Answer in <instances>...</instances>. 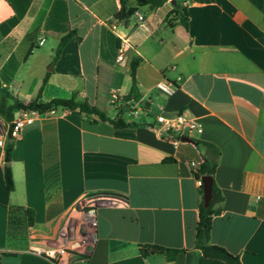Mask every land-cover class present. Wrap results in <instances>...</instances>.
<instances>
[{"label": "crops", "instance_id": "obj_1", "mask_svg": "<svg viewBox=\"0 0 264 264\" xmlns=\"http://www.w3.org/2000/svg\"><path fill=\"white\" fill-rule=\"evenodd\" d=\"M130 4L131 15L118 23L112 18L119 0H0V102L75 95L109 118L134 123L115 127L58 107L21 129L8 162L13 190L3 178L4 148L0 153V264H55L34 248L48 247L71 225L72 206L92 194L117 200L96 205L89 254H72L66 264H196L202 195L189 162L199 164L203 149L194 139L220 150L214 181L223 202L210 242L242 264H264V0H165L154 9ZM174 7L186 27L179 18L166 20ZM71 30L55 57L59 39ZM118 35L131 45L122 60ZM136 58L141 97L134 115L124 97ZM160 81L173 84L174 93L157 89ZM112 91L120 97L114 104ZM177 114L200 122L201 131L179 136L156 121ZM10 208H20L13 213L19 219H9ZM26 208L33 211L32 226ZM141 244L183 251L171 261L163 254L142 257Z\"/></svg>", "mask_w": 264, "mask_h": 264}, {"label": "trees", "instance_id": "obj_2", "mask_svg": "<svg viewBox=\"0 0 264 264\" xmlns=\"http://www.w3.org/2000/svg\"><path fill=\"white\" fill-rule=\"evenodd\" d=\"M165 0H136L137 6L147 5L150 9L157 8L162 5ZM120 9L113 16V20L122 23L127 21L128 17L132 13V6L130 0H119ZM182 22V24L187 26V18L181 15L178 7H174L167 15L166 20L176 19ZM74 31H69L66 35L61 37L57 44V50L55 57H57L67 41L73 36ZM139 58L134 59L130 63L129 77H130V89L128 94L124 97L127 101H139L140 94L137 87V82L135 78V69L138 65ZM46 77L43 79L45 82ZM6 96L0 102V112L5 116L7 120L13 118V108L17 109H36L39 112H44L48 110H54L58 107L73 110L77 109L85 114H94L98 116L101 120L108 121L115 127H125L132 126L134 123H126L123 120L117 118H109L104 112L100 111L96 107L88 104L85 100L76 98L72 95L70 98H53L46 102L39 101V94L37 96L23 104L15 101L12 105L7 106L5 104ZM6 142L3 152V157L5 162H10V155L13 148V142ZM194 143L197 147L202 148V160L199 162L197 171L193 174L195 179H201L203 176L210 175L212 177V195L207 205H204L203 201V189L202 186L199 187L200 194L202 195V201L198 209V221L195 226V242L194 247L199 250V256L196 259V264H242L239 257L235 254L230 253L223 246L213 244L210 242V230L212 219L215 215L222 211L223 195L214 181V173L218 165V160L220 156V150L217 146L210 142L203 140L194 139ZM3 178L5 186L8 190H13L14 184L12 179V173L9 165H4ZM20 210V208H10L9 219H19L14 216L15 211ZM24 216L27 226H32L34 223L33 211L30 208L24 210ZM183 251L180 248H168L157 244H141L139 245V253L142 257H147L153 254H163L168 261L173 260L176 255Z\"/></svg>", "mask_w": 264, "mask_h": 264}, {"label": "built area", "instance_id": "obj_3", "mask_svg": "<svg viewBox=\"0 0 264 264\" xmlns=\"http://www.w3.org/2000/svg\"><path fill=\"white\" fill-rule=\"evenodd\" d=\"M137 20L142 21L143 15L137 14ZM112 30L117 28L115 23L110 25ZM43 39H39L38 44H42ZM131 45L126 36H117V60H122L124 53L130 49ZM156 88L162 92L171 95L175 91V86L171 83L160 81ZM120 99L116 91H112L109 95V102L114 104ZM133 114L136 115L140 109V103L133 101ZM54 110L39 112L36 109H17L15 117L11 120L5 119L0 114V153H2L5 142L8 138L15 139L19 136L21 129L31 124L36 117L52 113ZM156 121L163 130H171L178 132L179 136L184 132L197 131L200 132L202 125L193 118H185L181 114L173 117H165L158 115ZM189 165L193 174L197 171L198 164L190 161ZM198 187L202 186L201 179H196ZM117 198L108 194H92L82 196L71 208L73 218L71 225L68 224L56 236L53 242L45 248H34V251L40 255L52 260L55 264H66L68 257L72 254L87 256L95 238V222H96V205L102 203H116ZM76 220V221H75Z\"/></svg>", "mask_w": 264, "mask_h": 264}, {"label": "water", "instance_id": "obj_4", "mask_svg": "<svg viewBox=\"0 0 264 264\" xmlns=\"http://www.w3.org/2000/svg\"><path fill=\"white\" fill-rule=\"evenodd\" d=\"M14 110L16 111L17 108H14ZM181 139L185 141H192L191 138L187 136H183ZM9 142H13V139H9ZM6 164L8 165V162ZM201 181H202L204 205H207L212 195V177L210 175L203 176L201 178Z\"/></svg>", "mask_w": 264, "mask_h": 264}, {"label": "rangeland", "instance_id": "obj_5", "mask_svg": "<svg viewBox=\"0 0 264 264\" xmlns=\"http://www.w3.org/2000/svg\"><path fill=\"white\" fill-rule=\"evenodd\" d=\"M125 113H126V112H125ZM125 117L128 118L127 115H125ZM139 117H141V115H140ZM132 118H134V117H132Z\"/></svg>", "mask_w": 264, "mask_h": 264}]
</instances>
